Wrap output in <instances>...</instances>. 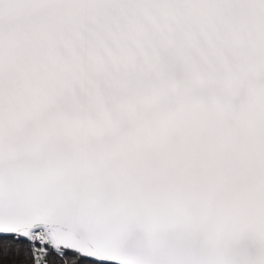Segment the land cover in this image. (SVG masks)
I'll list each match as a JSON object with an SVG mask.
<instances>
[{
	"label": "snow or ice",
	"instance_id": "6c2138e0",
	"mask_svg": "<svg viewBox=\"0 0 264 264\" xmlns=\"http://www.w3.org/2000/svg\"><path fill=\"white\" fill-rule=\"evenodd\" d=\"M0 264H264V0H0Z\"/></svg>",
	"mask_w": 264,
	"mask_h": 264
}]
</instances>
